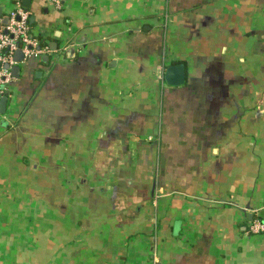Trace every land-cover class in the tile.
Returning <instances> with one entry per match:
<instances>
[{"label":"crops","instance_id":"obj_1","mask_svg":"<svg viewBox=\"0 0 264 264\" xmlns=\"http://www.w3.org/2000/svg\"><path fill=\"white\" fill-rule=\"evenodd\" d=\"M19 4L52 51L0 112V264H264V0Z\"/></svg>","mask_w":264,"mask_h":264},{"label":"built area","instance_id":"obj_2","mask_svg":"<svg viewBox=\"0 0 264 264\" xmlns=\"http://www.w3.org/2000/svg\"><path fill=\"white\" fill-rule=\"evenodd\" d=\"M59 3V0H54ZM8 24L0 25V99L6 95L7 86L12 78V66L31 57L38 58L52 51L48 43L42 44L31 32V11L19 4L9 14ZM24 54L22 61L15 60V53ZM8 65V67H7ZM249 229L252 233H264V220L253 218Z\"/></svg>","mask_w":264,"mask_h":264},{"label":"water","instance_id":"obj_3","mask_svg":"<svg viewBox=\"0 0 264 264\" xmlns=\"http://www.w3.org/2000/svg\"><path fill=\"white\" fill-rule=\"evenodd\" d=\"M30 2L31 0H23V4H26L28 6ZM0 18L3 19L4 24H8L9 16L3 15L1 6H0ZM23 58H24L23 52L18 50L15 53V60L19 62V61H22ZM20 70H21L20 65H15L12 67L13 74L16 76H19ZM164 78L169 85L177 86V85L183 84L185 81V66L183 64H173V65L168 66L165 70ZM7 102H8L7 95H4L3 97H1L0 99V112L1 113L6 112ZM252 219H253V216L250 215V220Z\"/></svg>","mask_w":264,"mask_h":264},{"label":"trees","instance_id":"obj_4","mask_svg":"<svg viewBox=\"0 0 264 264\" xmlns=\"http://www.w3.org/2000/svg\"><path fill=\"white\" fill-rule=\"evenodd\" d=\"M40 42H41L42 44L47 43V42H42L41 39H40Z\"/></svg>","mask_w":264,"mask_h":264}]
</instances>
